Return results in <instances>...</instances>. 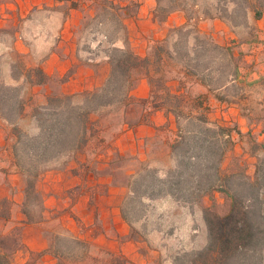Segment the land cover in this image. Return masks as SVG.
<instances>
[{"label":"crops","instance_id":"crops-1","mask_svg":"<svg viewBox=\"0 0 264 264\" xmlns=\"http://www.w3.org/2000/svg\"><path fill=\"white\" fill-rule=\"evenodd\" d=\"M108 1L121 8L128 5L127 0ZM100 3V0H10L1 6L0 28L12 29L13 49L24 59V67L41 68L48 77L47 84L31 87L32 108L45 104L47 96L53 93H82L97 89L107 81L111 72L108 50L124 49L127 44L124 39L109 41L106 35L87 29L86 21L97 18ZM139 3L136 16L126 18L122 23L130 49L141 57L147 55L150 42L165 39L166 27L190 23L183 12H176L162 25L154 12V0H140ZM200 31L222 46H231L234 56L241 62L238 84L262 90L263 94L258 97H264V12L260 19L249 12L247 24L239 27L214 19L203 23ZM9 75L13 80L11 68ZM19 80L25 81L24 76ZM179 84L175 80L169 83L173 90ZM192 84V91L189 89L188 92L193 97L207 96L205 104L210 108L211 122L236 127L242 134L264 141V122L261 119L250 121L247 113L254 111L249 94L243 92L241 97H229L230 102H220L207 87L195 81ZM150 93L148 81L142 79L131 96L146 100ZM28 113L31 114V108ZM9 125L0 118V148L7 154L0 158V213H3L2 202L9 203L5 213L9 218L0 215V234H9L12 225L20 226L23 245L14 254L12 264H28L32 254L39 253L43 255L38 264H116L117 259H121L122 264H155V260L164 255L162 250L150 248L148 243L130 237L131 228L122 215L127 189L115 185L112 176L105 171L116 155L136 158L147 164L155 161L154 147L158 145L164 149L167 164L173 165L170 146L178 134L173 114L166 110L152 112L146 121L134 126L125 123L112 141L104 137L91 140L84 150L50 162L37 184L44 195L43 219L31 224L26 223L27 217L22 211L24 177L14 166L8 151ZM33 126L38 132L35 121ZM233 150L243 159L255 163L242 141L237 142ZM1 162H8V165L2 166ZM57 237L86 244L80 251L81 259L60 261L52 249ZM74 255L78 256L79 250ZM164 264H172L171 255L164 258Z\"/></svg>","mask_w":264,"mask_h":264},{"label":"trees","instance_id":"trees-1","mask_svg":"<svg viewBox=\"0 0 264 264\" xmlns=\"http://www.w3.org/2000/svg\"><path fill=\"white\" fill-rule=\"evenodd\" d=\"M225 3L233 5V9L230 11L224 6L221 15L209 18L225 20L232 27L247 24L248 14L253 11L249 0H225ZM254 13L256 19L262 17V12L254 10ZM184 29L186 26L175 28L178 32ZM193 39L194 47L190 46L189 34L180 35L172 47L166 40L157 42L145 57L127 46L112 48L111 72L101 87L73 95L53 93L47 96L45 104L33 107L31 118L36 123L37 134H29L18 125L33 95L26 100L19 93L12 94L13 88L1 90L0 117L13 127L12 160L25 182L22 211L27 217L26 223L43 219V197L39 217H34L28 205L40 195L37 184L47 164L88 146L95 134L94 124L98 123L93 121L94 115L111 107L126 114L137 102L151 105L149 114L158 110L173 114L178 134L170 146L174 164L166 171L122 156L120 160L138 163L125 171L129 180L124 186L129 193L124 200L144 202L170 196L177 202L197 205L205 197L219 193L229 202L226 213H220L215 202L203 209L207 233L204 247L175 254L172 264H264V141L242 134L236 127L211 122L210 108L205 104L207 96L193 97L185 89L184 81L191 79L207 87L218 101L230 102L227 92L239 85V63L231 46H222L211 36ZM191 50L196 56H191ZM176 62L183 63V78L169 76ZM20 71H23L21 76L13 73L14 79L24 76L30 87L48 83L41 68L24 67ZM142 79L150 85V97L136 100L131 92ZM173 80L180 82L176 90L169 85ZM239 141L256 159L253 175L249 174L243 156H234L229 166L224 167L228 153ZM0 215L9 218L5 213ZM122 215L134 229L124 209ZM21 228L0 234V264H12L14 254L22 248ZM130 237L138 240L134 232ZM85 248L83 242L66 237H57L52 245L54 255L62 262L81 259L80 251ZM76 250H79L78 256L74 255ZM37 255L41 257L43 253ZM116 264H122V260L117 259Z\"/></svg>","mask_w":264,"mask_h":264},{"label":"rangeland","instance_id":"rangeland-1","mask_svg":"<svg viewBox=\"0 0 264 264\" xmlns=\"http://www.w3.org/2000/svg\"><path fill=\"white\" fill-rule=\"evenodd\" d=\"M10 0H0V8ZM156 2L155 13L156 18L164 24L168 17L176 12H183L185 17L189 19L190 23L186 25V29L181 32L175 30V28H168L166 37L164 40L167 41L169 47H172L173 43L180 38V35L189 34L191 47H194V37L200 36L202 39H207L209 35L201 34L200 28L203 23L211 22L214 19L209 18L211 15H221L224 6L229 8L231 11L233 5L225 3V0H154ZM100 6L98 7V16L94 20H87V29L94 33H102L108 37L109 41H115L118 38L124 39L127 46L131 48L130 41L125 26L122 21L126 18H133L139 11L140 0H127L128 5L125 8H121L119 5L108 0H100ZM249 3L253 9L250 11L255 15L254 10L264 12V0H249ZM247 4V3H246ZM219 19V18H215ZM222 20V19H220ZM226 22L225 20H222ZM227 23V22H226ZM209 24V23H208ZM12 29L0 28V94L1 90L5 88H13L12 94L19 93L26 100L31 96L32 89L24 80H11L9 75V68L11 73L15 76L22 75L24 67V59L13 49L14 38ZM91 38V35L89 36ZM160 41L150 42L149 54L151 47ZM190 47V48H191ZM110 48L108 53L111 52ZM182 51L185 50L182 46ZM192 49V48H191ZM191 50V56H196ZM236 58V57H235ZM240 64V59L236 58ZM21 63V65L19 64ZM183 63L176 62V66L170 68V75L177 77L178 79L183 78ZM14 77V76H13ZM194 80L186 79L184 81L185 89L192 91ZM241 88V89H240ZM240 89V90H239ZM249 94L250 104H252L254 111L247 112L250 121L257 122L261 119L264 122V97H258L263 94L262 90L249 89L243 85L231 87L228 95L232 97H241L242 93ZM237 94V95H236ZM29 105L26 108L25 117L18 122L20 128L28 132L29 134H37L34 129V121L30 117L28 111L31 108L32 113V101H29ZM1 107V106H0ZM151 105H142L134 103L130 108L127 109V113L124 114L122 111H117L116 107L105 109L100 114L94 115L93 121L95 123L94 137L92 140L104 137L108 141H112L118 134L120 128L124 125L132 123L134 126L137 122L146 121L149 115V109ZM3 119L2 117H0ZM36 124V123H35ZM10 126V133L7 136L8 151L11 152L10 145L13 143L14 137L12 135V126ZM224 126V125H223ZM264 129V125H263ZM162 135L166 136L163 132ZM5 151V150H4ZM0 148V158L7 157V154ZM164 149L158 145L154 147L155 161L148 163L149 166L168 170V167L172 165L167 164L168 162L164 158ZM235 150L228 153L227 158L224 162V167L227 168L234 156H236ZM13 156V155H12ZM121 156V157H120ZM239 156V154H238ZM125 158H130L123 156ZM242 157V155H241ZM62 158V157H61ZM122 155H116L112 160L111 165L107 168L105 173L110 174L113 179V183L119 187H123L124 184L129 180L125 175V171L131 166H137L135 162L120 160ZM245 164L248 165L249 174L253 175L254 166L248 160H244ZM256 161V159H255ZM251 162H254L251 160ZM138 164V163H137ZM147 163H144V165ZM174 164V163H173ZM2 166H7L8 162H1ZM48 166V164H47ZM46 166V168H47ZM10 180H7L9 182ZM25 184V183H24ZM125 187V186H124ZM127 189V188H126ZM129 190L127 189L128 196ZM39 197L37 199H31L29 202L30 212L34 217H39L41 209V197L44 195L39 190ZM172 198V197H171ZM125 199V198H124ZM174 199V198H173ZM170 199V196L160 198L158 200H146L144 202L136 201L132 202L126 198L123 201L122 209L126 211L128 218L133 221L134 229L131 228V233L134 232V236L143 242L148 243L150 248H158L162 250L164 255L160 256L155 260V264H164V258L167 256H174L175 254L183 251H193L201 249L206 243V227L203 220V209L210 207L213 202L217 204V210L220 213H226L229 209V202L219 193H214L211 197H205L199 204L190 205L183 202H176ZM2 212L7 213L9 203L6 200L2 202ZM14 210V208H13ZM10 233L16 232L20 229V226L12 225ZM39 256L32 254L28 264H38Z\"/></svg>","mask_w":264,"mask_h":264}]
</instances>
